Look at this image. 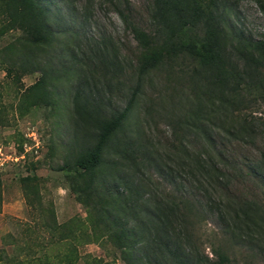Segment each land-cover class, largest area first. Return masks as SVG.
Returning a JSON list of instances; mask_svg holds the SVG:
<instances>
[{
	"label": "trees",
	"instance_id": "trees-1",
	"mask_svg": "<svg viewBox=\"0 0 264 264\" xmlns=\"http://www.w3.org/2000/svg\"><path fill=\"white\" fill-rule=\"evenodd\" d=\"M64 1L67 0H0V37L20 32L16 42L25 51L51 47L68 30L62 29V17L56 19L60 13L50 18L48 8ZM100 1L112 6L140 49L133 68L136 79L133 87H126L129 98L125 108L110 110L107 103L114 86L119 90L122 85L118 76L124 70L117 56L105 46L90 49L89 55L83 54L84 61L72 54L76 62L69 65L74 71L71 124L74 138L81 143L72 164L77 178L70 191L88 209L93 229L104 234L125 264H232L225 245L210 244L213 260L199 251V238L194 237V232L204 221L201 216L205 211L175 196L173 191L143 199L139 178L128 182L114 177V173L122 163L135 175L152 168L166 179L174 172L164 157L140 142L138 133L127 136L123 131L145 79L163 71L166 103L172 105L159 115L168 120L173 142L177 143L169 146L175 152L169 154V160L172 162L174 156L179 171L213 187L209 201L221 221L228 217L231 239L264 242V207L254 201H231L230 212L224 218L220 203L224 197L219 190L226 188L232 178L221 171L227 164L223 154H216L214 148L215 131H225L235 140L240 130L247 129L243 120L238 130L226 125L234 112L242 113L247 108L244 105L255 96L264 104V36L255 41L241 30L233 31L228 13L218 0H152L150 32L134 23L128 0ZM95 2L86 0L88 5ZM70 35L67 39L74 41L77 33ZM14 47L11 43L0 51L2 61H9L8 73L21 77L38 69L41 73L25 91L21 104L54 109L56 102L49 82L59 77V69L52 72L39 68L33 59L13 51ZM11 53L13 57H9ZM153 107L146 109V117ZM261 126L264 131V122ZM188 136H193L195 142L200 139L207 151H190ZM103 169L110 174L103 175ZM100 172L103 178L119 180L112 188L115 194L104 188ZM117 201L119 207L115 206ZM67 238L64 236L62 241ZM70 253L64 251L59 264L78 263V256L73 260ZM3 262L10 263L11 259L6 257Z\"/></svg>",
	"mask_w": 264,
	"mask_h": 264
},
{
	"label": "rangeland",
	"instance_id": "rangeland-1",
	"mask_svg": "<svg viewBox=\"0 0 264 264\" xmlns=\"http://www.w3.org/2000/svg\"><path fill=\"white\" fill-rule=\"evenodd\" d=\"M128 1L134 23L144 31H152V0ZM217 3L227 11L228 24L233 31L241 30L255 41L262 39L264 0H218ZM48 10L50 18H56L54 15L60 13L56 19L59 21L62 17V29L68 30L67 35H59L51 47L25 51L16 42L20 32L0 37V51L14 43L13 51L33 59L39 68L59 69V77L49 82L56 107H28L20 100L25 91L38 81L40 69L23 77L15 76L14 72H7L9 61L3 62V54H0V264H59L64 251L71 252L73 260L78 256L76 264H125L119 257V251L106 241L104 234L93 229L88 209L69 189L77 178L72 164L81 143L74 138L75 130L71 124L74 71L69 69V65L76 62L71 59L72 54L76 58L77 55L83 57L84 61L83 54L89 55L90 49H103L105 46L113 52L124 70L118 76L122 85L119 90L114 86L107 104L110 110L121 111L129 98L126 87L135 84L133 68L140 49L117 12L100 0L92 5H88L86 0H67L58 2L55 7L50 6ZM51 26L56 24L53 22ZM72 32L77 33L74 41L67 39ZM9 57H13L12 53ZM161 74L164 72L153 73L145 79L123 131L127 136L138 133L140 142L164 157L174 172L166 179L152 168L142 169V174L135 175L122 163L116 167L114 177L128 182L139 178V192L143 199L173 191L175 196L205 211L201 216L204 221L196 227L194 237L199 238V251L209 259H214L210 244L218 243L225 245L233 259L232 264H264V242H243L237 237L231 239L229 229H232L227 225L228 217L225 218L227 211L230 212L231 201H254L259 207H264L263 102L255 96L244 105L247 108L242 113L234 112L226 121V125L237 130L242 120L248 125L246 130L238 131L240 134L235 140L225 131L214 133L215 152L222 153L227 164L226 170L221 171L232 178L226 188L219 190L224 197L220 203L225 220L221 221L209 201L213 187L193 179L186 171H179L174 156L172 162L169 160V154L175 153L169 146L177 143L173 142L168 120L159 115L169 111L171 107L168 106L172 105L171 102L166 103L167 92ZM147 108H150V115L146 117L144 112ZM222 119L221 122L224 121ZM186 142L190 151L208 149L200 139L195 142L193 136H188ZM102 173L110 174L106 169ZM99 174L103 178L101 172ZM103 179L104 188L115 194L112 188L119 184V180ZM121 188H118L120 193L123 191ZM119 205L120 202H115L116 207ZM64 236L68 238L62 241ZM6 257L11 259L10 263L3 262Z\"/></svg>",
	"mask_w": 264,
	"mask_h": 264
}]
</instances>
